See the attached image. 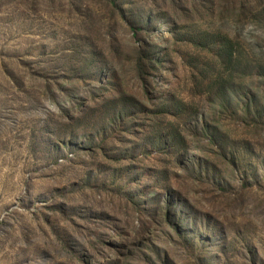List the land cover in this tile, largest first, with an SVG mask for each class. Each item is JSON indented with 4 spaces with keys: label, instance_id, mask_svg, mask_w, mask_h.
I'll use <instances>...</instances> for the list:
<instances>
[{
    "label": "rangeland",
    "instance_id": "obj_1",
    "mask_svg": "<svg viewBox=\"0 0 264 264\" xmlns=\"http://www.w3.org/2000/svg\"><path fill=\"white\" fill-rule=\"evenodd\" d=\"M0 264H264V0H0Z\"/></svg>",
    "mask_w": 264,
    "mask_h": 264
}]
</instances>
